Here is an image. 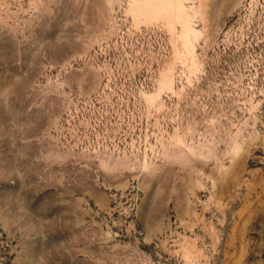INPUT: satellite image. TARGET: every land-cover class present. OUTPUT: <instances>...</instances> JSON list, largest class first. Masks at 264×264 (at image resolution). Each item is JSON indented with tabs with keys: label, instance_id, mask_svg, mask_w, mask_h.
I'll return each instance as SVG.
<instances>
[{
	"label": "rangeland",
	"instance_id": "1",
	"mask_svg": "<svg viewBox=\"0 0 264 264\" xmlns=\"http://www.w3.org/2000/svg\"><path fill=\"white\" fill-rule=\"evenodd\" d=\"M0 264H264V0H0Z\"/></svg>",
	"mask_w": 264,
	"mask_h": 264
}]
</instances>
